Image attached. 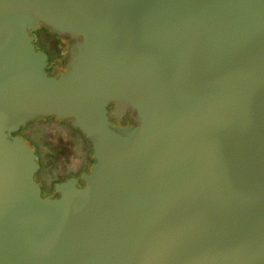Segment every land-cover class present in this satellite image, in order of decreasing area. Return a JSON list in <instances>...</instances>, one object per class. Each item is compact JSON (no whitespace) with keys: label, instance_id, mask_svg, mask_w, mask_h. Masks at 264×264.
I'll return each instance as SVG.
<instances>
[{"label":"water","instance_id":"95a60500","mask_svg":"<svg viewBox=\"0 0 264 264\" xmlns=\"http://www.w3.org/2000/svg\"><path fill=\"white\" fill-rule=\"evenodd\" d=\"M49 116L93 158L57 197L12 134ZM0 264H264V0H0Z\"/></svg>","mask_w":264,"mask_h":264},{"label":"flooded vegetation","instance_id":"af4514ba","mask_svg":"<svg viewBox=\"0 0 264 264\" xmlns=\"http://www.w3.org/2000/svg\"><path fill=\"white\" fill-rule=\"evenodd\" d=\"M30 35L34 48L45 54L44 70L46 73L55 74L62 70L67 59V54L62 56V47L73 40H65L54 33H49L48 27L44 25H39L30 32ZM37 41L42 44L40 47L36 46L35 42ZM51 65H55V68L53 69ZM112 108L113 103L107 105L109 122L122 125L133 124L134 118L128 111L124 112L119 119H114L111 115ZM30 121L39 122V124L31 126L29 125ZM30 121L19 126L12 134L23 137L22 132L29 134L24 129H38V133L32 140L23 138L33 147L36 154L38 167L33 173V178L38 184L40 195L57 197L58 193L54 190V183L64 181L69 177L74 178L76 185H82L83 180L80 178V174L87 173L93 158L90 155V146L87 140L81 136L79 130L68 121L58 120L52 116L36 117ZM46 129H54L55 132ZM63 129L76 132L82 141V146L79 148L75 142H72L70 134Z\"/></svg>","mask_w":264,"mask_h":264},{"label":"rangeland","instance_id":"374dc122","mask_svg":"<svg viewBox=\"0 0 264 264\" xmlns=\"http://www.w3.org/2000/svg\"><path fill=\"white\" fill-rule=\"evenodd\" d=\"M49 32V31H48ZM36 43V46L37 47H40L42 44H40V42H35ZM67 54V45L64 47H62V56L64 57L65 55ZM52 64V63H51ZM53 64H55L54 62H53ZM52 66V68L54 69L55 68V65H51ZM57 67V66H56ZM30 121V120H29ZM39 124V122H31L30 121V124L29 125H31V126H35V125H38ZM27 133L29 132V134H26L25 132H22V134H23V137L26 139V138H28V139H31L32 140V138L33 137H35V135L38 133V129H24ZM46 130H48V131H54L55 132V130L54 129H46ZM64 131H67V133H69L70 134V136H71V141L72 142H75L77 145H78V147L80 148L81 146H82V141L80 140V138L78 137V134L76 133V132H70L68 129H63Z\"/></svg>","mask_w":264,"mask_h":264}]
</instances>
